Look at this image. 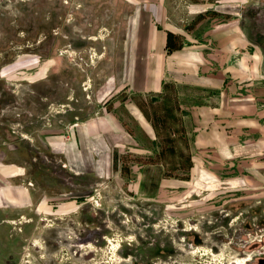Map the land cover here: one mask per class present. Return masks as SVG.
<instances>
[{
    "label": "rangeland",
    "instance_id": "obj_1",
    "mask_svg": "<svg viewBox=\"0 0 264 264\" xmlns=\"http://www.w3.org/2000/svg\"><path fill=\"white\" fill-rule=\"evenodd\" d=\"M168 1L185 25L208 17L201 31L236 20L264 60V0ZM130 10L0 0V264H264V68L236 94L255 98L249 116L193 134L175 117L173 94H188L177 80L163 100L125 90ZM109 114L105 173L71 172L54 144L91 118L112 130Z\"/></svg>",
    "mask_w": 264,
    "mask_h": 264
},
{
    "label": "crops",
    "instance_id": "obj_2",
    "mask_svg": "<svg viewBox=\"0 0 264 264\" xmlns=\"http://www.w3.org/2000/svg\"><path fill=\"white\" fill-rule=\"evenodd\" d=\"M127 1L131 10L126 17L121 71L129 94H154L163 100L177 80V86L187 89L188 94L182 99L179 91L173 94L175 117L183 110V119L195 121L192 133L196 135L227 134L229 121L242 119L245 111L249 116L255 98L241 101L236 94L247 85L259 83L249 81L263 72L264 67L259 66L260 60L264 61L263 52L260 43L244 35L236 20L228 19L201 31L208 17L185 25L186 20L178 22L171 16L168 0ZM102 121L91 118L77 123L63 141L54 144L71 172L105 173L100 161H108L118 144L115 117L108 116L112 130ZM23 201L21 197L11 198L8 203L17 207ZM4 214L0 208V220Z\"/></svg>",
    "mask_w": 264,
    "mask_h": 264
},
{
    "label": "bare ground",
    "instance_id": "obj_3",
    "mask_svg": "<svg viewBox=\"0 0 264 264\" xmlns=\"http://www.w3.org/2000/svg\"><path fill=\"white\" fill-rule=\"evenodd\" d=\"M242 261V260H241ZM240 262V261H239ZM232 264H241V263H238V262H236V261H234Z\"/></svg>",
    "mask_w": 264,
    "mask_h": 264
}]
</instances>
